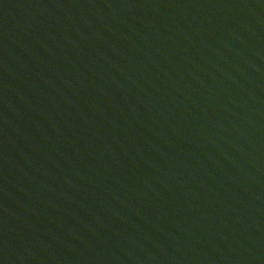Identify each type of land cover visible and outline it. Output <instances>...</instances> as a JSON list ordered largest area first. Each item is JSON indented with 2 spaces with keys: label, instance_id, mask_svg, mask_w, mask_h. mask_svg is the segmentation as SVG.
Masks as SVG:
<instances>
[{
  "label": "water",
  "instance_id": "95a60500",
  "mask_svg": "<svg viewBox=\"0 0 264 264\" xmlns=\"http://www.w3.org/2000/svg\"><path fill=\"white\" fill-rule=\"evenodd\" d=\"M0 264H264V0H0Z\"/></svg>",
  "mask_w": 264,
  "mask_h": 264
}]
</instances>
